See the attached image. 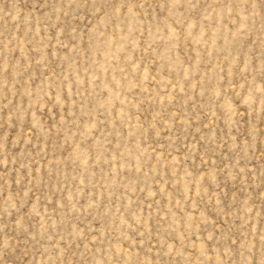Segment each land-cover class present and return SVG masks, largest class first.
I'll return each mask as SVG.
<instances>
[{
    "label": "rangeland",
    "instance_id": "rangeland-1",
    "mask_svg": "<svg viewBox=\"0 0 264 264\" xmlns=\"http://www.w3.org/2000/svg\"><path fill=\"white\" fill-rule=\"evenodd\" d=\"M0 264H264V0H0Z\"/></svg>",
    "mask_w": 264,
    "mask_h": 264
}]
</instances>
